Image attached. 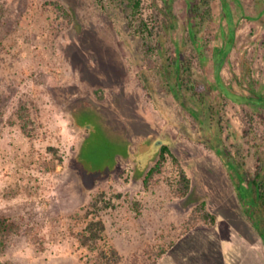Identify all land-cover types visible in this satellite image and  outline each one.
Listing matches in <instances>:
<instances>
[{"label":"rangeland","instance_id":"374dc122","mask_svg":"<svg viewBox=\"0 0 264 264\" xmlns=\"http://www.w3.org/2000/svg\"><path fill=\"white\" fill-rule=\"evenodd\" d=\"M188 1L173 0L169 27L165 1L143 0L147 44L117 0H0V215L20 227L0 233V264H95L81 243L95 219L120 264H264L210 145L249 175L264 157V106L248 102L264 96V0H211L195 39Z\"/></svg>","mask_w":264,"mask_h":264},{"label":"trees","instance_id":"16d2710c","mask_svg":"<svg viewBox=\"0 0 264 264\" xmlns=\"http://www.w3.org/2000/svg\"><path fill=\"white\" fill-rule=\"evenodd\" d=\"M120 5H125L129 10L130 26L134 28L137 34H140L148 44L151 37L153 36V28L150 26L149 22L145 19L143 14V0H117ZM166 4V14L169 16V27H173L175 24L176 16L173 12V0H164ZM188 8L190 11L189 18V30L194 39L198 36V26L208 20L211 16V0H193L188 1ZM62 8V6H60ZM151 48V46H150ZM171 69L168 70L170 76L176 77V86L181 88L184 84L181 79V60L180 55H176L173 59H170ZM197 85V84H196ZM199 89H204L202 86L197 85ZM173 90V88H172ZM222 91L226 95H231L230 92L223 88ZM237 100V98H236ZM237 101H240L239 99ZM248 102L252 104L253 108L256 110L260 106H264V96L256 95L252 98H248ZM212 107H208L206 114L196 111V117L203 124L208 123L213 118L211 112ZM252 117V116H251ZM217 128L219 133L222 132V123L219 118L217 122ZM211 147L215 149L217 154L220 156L222 161L228 167L230 172V177L233 180L236 191L239 195L240 201L245 209V212L252 223L255 230L258 232L260 237L264 240V157H259V166L253 174H248L244 170L243 166L239 164L235 158L221 148L219 144L211 142ZM171 153L169 146L164 145L162 147L161 161L153 167L148 175L147 181L153 178L155 173L161 171V165L166 159V155ZM180 190L181 195L186 196L191 189V180L184 170L181 171L180 176ZM206 203L203 202L200 210L203 213L204 219L211 224L216 223V216L208 211H205ZM19 224L12 218L0 215V233L4 235H11L19 230ZM106 230L105 223L102 219H95L89 222L85 229L84 234H82L81 243L84 247H87L90 251H97L95 264H120L121 254L116 248H111L110 252L102 249L100 243L103 239V233ZM175 243H172L169 248L163 250L159 258L162 257L169 249H171ZM158 258V260H159ZM156 260V263L157 261Z\"/></svg>","mask_w":264,"mask_h":264},{"label":"crops","instance_id":"0c3cea01","mask_svg":"<svg viewBox=\"0 0 264 264\" xmlns=\"http://www.w3.org/2000/svg\"><path fill=\"white\" fill-rule=\"evenodd\" d=\"M263 260H264V256H263Z\"/></svg>","mask_w":264,"mask_h":264}]
</instances>
